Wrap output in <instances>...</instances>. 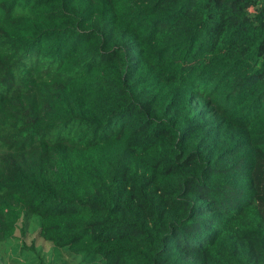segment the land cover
I'll list each match as a JSON object with an SVG mask.
<instances>
[{
  "label": "trees",
  "instance_id": "1",
  "mask_svg": "<svg viewBox=\"0 0 264 264\" xmlns=\"http://www.w3.org/2000/svg\"><path fill=\"white\" fill-rule=\"evenodd\" d=\"M264 264V0H0V259ZM7 264V263H6Z\"/></svg>",
  "mask_w": 264,
  "mask_h": 264
},
{
  "label": "rangeland",
  "instance_id": "2",
  "mask_svg": "<svg viewBox=\"0 0 264 264\" xmlns=\"http://www.w3.org/2000/svg\"><path fill=\"white\" fill-rule=\"evenodd\" d=\"M16 239L27 245H34L37 251L47 264H58L59 252L57 248L48 241H45L34 231L30 220H22L16 233ZM8 264L7 257L0 259V264Z\"/></svg>",
  "mask_w": 264,
  "mask_h": 264
}]
</instances>
